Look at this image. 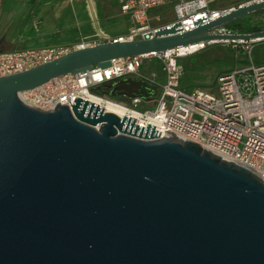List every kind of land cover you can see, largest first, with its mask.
I'll return each instance as SVG.
<instances>
[{"label": "water", "instance_id": "obj_1", "mask_svg": "<svg viewBox=\"0 0 264 264\" xmlns=\"http://www.w3.org/2000/svg\"><path fill=\"white\" fill-rule=\"evenodd\" d=\"M261 9L249 0L185 31L176 21L0 76V264H264V180L251 170L86 97L42 110L17 95L116 58L264 38L222 30ZM103 85L124 99L157 93L132 76Z\"/></svg>", "mask_w": 264, "mask_h": 264}, {"label": "built area", "instance_id": "obj_2", "mask_svg": "<svg viewBox=\"0 0 264 264\" xmlns=\"http://www.w3.org/2000/svg\"><path fill=\"white\" fill-rule=\"evenodd\" d=\"M121 13L129 18L130 25L125 33L112 39H148L154 29L180 22L185 31L201 22L216 18L220 10L216 0H116ZM169 2L173 17L157 22L160 17L149 16V9ZM222 30H226L224 27ZM228 31V30H227ZM249 41L243 49L251 53ZM96 42H78L40 48L0 50V76L22 71L56 58L72 49ZM203 43H201L202 46ZM200 46V47H201ZM196 50V49H195ZM194 51V50H193ZM192 52L178 48L166 49L161 53L151 52L112 59L110 65L99 68L93 65L85 72H67L48 81L17 92L25 104L42 110H51L58 104L70 105L75 96L86 97L89 92L101 98L100 105L111 102L123 108L120 116L135 118L136 124L146 127L147 123L159 130L158 137L174 133L183 140H191L212 151L223 159L232 160L264 180V62L235 64L225 68L216 76L215 88L194 87L190 90L180 85L183 65L180 56ZM156 58L159 71L143 70L144 58ZM125 76L144 79L154 83L157 93L154 98H121L95 92V88L106 82ZM145 101L154 102L152 108H138ZM118 114V113H117Z\"/></svg>", "mask_w": 264, "mask_h": 264}, {"label": "crops", "instance_id": "obj_3", "mask_svg": "<svg viewBox=\"0 0 264 264\" xmlns=\"http://www.w3.org/2000/svg\"><path fill=\"white\" fill-rule=\"evenodd\" d=\"M117 7L116 0H0V50L112 39L130 25Z\"/></svg>", "mask_w": 264, "mask_h": 264}, {"label": "rangeland", "instance_id": "obj_4", "mask_svg": "<svg viewBox=\"0 0 264 264\" xmlns=\"http://www.w3.org/2000/svg\"><path fill=\"white\" fill-rule=\"evenodd\" d=\"M217 6L222 9L237 6L239 4L245 3L249 0H216ZM116 9L119 8L117 7ZM119 14L121 15L120 11ZM155 15L160 17L156 20L157 22H165L173 17L172 6L169 2L161 5H157L149 9V16L153 18ZM246 20L250 24H264V10H257L247 14ZM245 16V15H244ZM242 17V16H241ZM123 22H127V18H120ZM239 22L245 24V20L238 19ZM123 23V27H125ZM218 43L219 45H212ZM209 45L204 48L203 45ZM246 42H239L234 44L228 41H216L204 43L202 46L198 47L192 52H188L180 56V63L184 67L183 74L180 77V85L187 90L194 87H204L208 89H213L216 86V76L220 71L232 64H247L251 58L254 63L264 62V38H259L256 40L249 41L252 45L250 56L243 49V45ZM6 50V49H4ZM196 52V53H195ZM224 59L226 65L219 64V60ZM226 66V67H225ZM155 71L159 70V63L156 58H144L142 69ZM99 92V90H95ZM156 96V95H154ZM155 103L150 101H145L140 103L137 107H154Z\"/></svg>", "mask_w": 264, "mask_h": 264}, {"label": "trees", "instance_id": "obj_5", "mask_svg": "<svg viewBox=\"0 0 264 264\" xmlns=\"http://www.w3.org/2000/svg\"><path fill=\"white\" fill-rule=\"evenodd\" d=\"M261 10H264V9H261ZM247 16L248 15H245V16H242V17H239V18H235V19H233V20H231V21H229V22H227V23H225L224 25H223V27L226 29V30H228V31H238V32H249V31H254V30H259V29H263L264 28V24H260V25H258V24H250L247 20H246V18H247ZM238 19H242V20H245L246 22H245V24H243V23H241V22H239L238 21ZM230 42H232V41H230ZM219 45L218 43H215V44H212V45ZM204 46V48H206L207 46H209V45H203ZM220 46V45H219ZM196 53V52H195ZM180 59V58H179ZM180 61V60H179ZM226 61L227 60H224V59H221V60H219V64H223L224 63V65H226L225 63H226ZM233 65H235V64H232V65H229L228 67H226V68H229V67H232ZM183 70H184V67H183ZM159 71V70H158ZM103 87V85H100V87H99V89L100 88H102ZM155 96H152V97H150V98H154Z\"/></svg>", "mask_w": 264, "mask_h": 264}, {"label": "bare ground", "instance_id": "obj_6", "mask_svg": "<svg viewBox=\"0 0 264 264\" xmlns=\"http://www.w3.org/2000/svg\"><path fill=\"white\" fill-rule=\"evenodd\" d=\"M261 38V37H260ZM256 39H259V38H256ZM199 46H201V43L200 42H197V43H191V44H188L187 46H180L179 47V50L180 51H184V50H189V51H193L195 49H197ZM86 98L90 101H93L95 103H100L101 101V98L91 92H89L86 96ZM104 107L108 110H112V111H115L116 113L118 114H122L124 112L123 108L116 105V104H113L111 102H106L104 104Z\"/></svg>", "mask_w": 264, "mask_h": 264}, {"label": "flooded vegetation", "instance_id": "obj_7", "mask_svg": "<svg viewBox=\"0 0 264 264\" xmlns=\"http://www.w3.org/2000/svg\"><path fill=\"white\" fill-rule=\"evenodd\" d=\"M106 88V86L105 85H103V87L102 88H100V90H104Z\"/></svg>", "mask_w": 264, "mask_h": 264}]
</instances>
